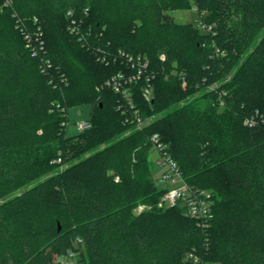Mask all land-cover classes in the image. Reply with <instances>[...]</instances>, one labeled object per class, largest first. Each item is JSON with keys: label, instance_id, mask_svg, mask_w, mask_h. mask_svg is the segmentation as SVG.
<instances>
[{"label": "trees", "instance_id": "obj_1", "mask_svg": "<svg viewBox=\"0 0 264 264\" xmlns=\"http://www.w3.org/2000/svg\"><path fill=\"white\" fill-rule=\"evenodd\" d=\"M6 1L0 264H60L78 248L80 264H189L192 251L202 264H264V123L244 125L264 114V0ZM192 1L204 12L196 24L155 19L154 5L166 12ZM69 11L84 23V42L68 30ZM18 19L33 35L41 26L44 54L27 48ZM119 51L146 56L155 72L152 102L143 82L133 87L141 115L153 118L141 130L105 86L125 71L112 59ZM85 104L91 128L67 137L69 108ZM155 134L183 178L212 192L209 228L179 206L158 207ZM141 204L151 209L137 215Z\"/></svg>", "mask_w": 264, "mask_h": 264}, {"label": "built area", "instance_id": "obj_2", "mask_svg": "<svg viewBox=\"0 0 264 264\" xmlns=\"http://www.w3.org/2000/svg\"><path fill=\"white\" fill-rule=\"evenodd\" d=\"M10 4L11 0H7L5 5L8 6ZM67 15L70 19L68 30L82 42L85 35L83 32V21L78 20L73 11H69ZM35 22H38L37 18H35ZM18 28L24 34L26 46L32 51L33 56H40V54L45 53L46 46L45 41L42 39L43 32L41 26L37 27L33 35L23 21L18 19ZM161 58L162 60L165 59L164 56ZM112 59L115 61L117 59L123 60L126 63L125 71L112 76L107 80L105 86L121 97L122 101L119 104L118 110H121L126 115V122L133 125L136 130H141L150 124L153 118H144L141 115L140 110L134 103L133 87L143 82L141 89L142 97L145 101L152 102L154 98L153 81L155 79V72L150 69V62L146 56H134L119 51L118 55H114ZM101 61L108 62L106 57H102ZM49 63V60L43 61L44 65H49ZM45 71L46 68L43 69V72ZM261 123H264V114L258 112L244 120V125L248 127H258ZM77 128L80 132H83L91 128V122H80ZM150 141L153 152L156 155L155 168L161 171L160 176L154 180L156 187L163 190L158 207L165 209L179 206L184 210L185 216L194 220L199 227L203 229L209 228L214 218V198L212 192L192 186L183 178L178 164L166 150L167 146L161 141L158 134L151 136ZM80 254L79 248L77 250H69L67 253L60 255L59 263L80 264ZM186 261L189 264H202L201 258L194 251L186 255Z\"/></svg>", "mask_w": 264, "mask_h": 264}, {"label": "rangeland", "instance_id": "obj_3", "mask_svg": "<svg viewBox=\"0 0 264 264\" xmlns=\"http://www.w3.org/2000/svg\"><path fill=\"white\" fill-rule=\"evenodd\" d=\"M203 14H204V12H203ZM203 14L202 15L200 14L198 7L194 1H192L191 8H189V9H175V10H170V11H166V12H163L162 9L160 7H158L157 5H154L155 19H158L162 15L168 16L170 21L177 23V24H194V23L196 24L198 22V20H200V18L203 16ZM91 110H92V106L90 104L74 106V107L69 108V110H68L69 124H68L67 129H66V136L67 137H72V136H75V135L80 133V131L77 128V125L80 122L89 121L90 115H91ZM51 112H52V110H51ZM128 133L129 132H127V134ZM101 148H104V145H102ZM155 157H156V155L152 151L151 152V158H152L153 163L155 162ZM58 163H60V162L58 161ZM68 165L69 164H62L59 169L63 170L65 168H67ZM154 165H155V163H154ZM160 174H161L160 169L155 168L154 176L156 178H158L160 176ZM50 176H52V174L48 175L45 178H48ZM115 181L119 182L120 181L119 177H116ZM150 209H151V206L141 204L135 208L134 213L138 215V214H140L144 211H148ZM209 264H212V263H209Z\"/></svg>", "mask_w": 264, "mask_h": 264}]
</instances>
